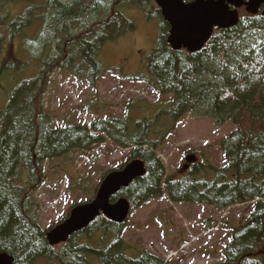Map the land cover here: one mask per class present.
Segmentation results:
<instances>
[{"label":"trees","instance_id":"1","mask_svg":"<svg viewBox=\"0 0 264 264\" xmlns=\"http://www.w3.org/2000/svg\"><path fill=\"white\" fill-rule=\"evenodd\" d=\"M12 7L20 12L14 14ZM124 9L158 20L156 47L133 78L170 98L154 111L136 106L137 119L109 117L89 127L54 128L43 105L51 76L55 70L67 72L95 89L103 46L135 28ZM168 31L154 0H0V253L13 264H178L143 249L127 257L123 226L102 215L60 250L49 245L38 216L44 163L105 139L131 150L126 164L140 160L145 168L113 199L124 197L137 208L165 190L170 202L217 210L251 203L244 222L232 226L220 264H264V17L244 14L193 54L172 50ZM19 38L20 48L12 50ZM22 70L30 76L17 74ZM189 112L233 126L221 141L225 166L210 168L212 179L200 163L181 178L166 176L155 153Z\"/></svg>","mask_w":264,"mask_h":264},{"label":"rangeland","instance_id":"2","mask_svg":"<svg viewBox=\"0 0 264 264\" xmlns=\"http://www.w3.org/2000/svg\"><path fill=\"white\" fill-rule=\"evenodd\" d=\"M12 10L14 14L20 12L19 7H12ZM122 12L135 28L103 46L98 56L102 73L95 89L67 72L55 70L51 76L43 96V105L51 116L54 128L70 124L89 127L95 119L109 117L131 116L137 119L141 115L135 111L136 106L154 111L164 107L170 98L152 92L133 78L144 70L147 57L156 47L158 20L148 19L138 9H124ZM20 45L19 38L9 47L19 49ZM17 74L30 76L25 70ZM142 114L150 117V113ZM168 125L167 120L160 125L163 133ZM232 130L229 122L217 125L210 118L185 113L155 152L165 168L166 176H185L192 164L183 170V158L194 155L197 162L204 166L206 177L212 179L214 175L210 168L218 169L224 165L221 141ZM130 151L105 139L87 151L47 160L43 165L46 180L38 191L41 229L48 230L58 225L72 208L94 200L101 179L124 165ZM252 205L249 203L217 210L205 205L171 203L164 190L162 197L145 201L126 220L121 235L122 241L129 247L125 255L132 257L137 250L143 249L166 259L168 252L177 251L179 243L189 240L193 245H187L186 251H181L170 260H179V264H220L232 226L244 222ZM207 231L210 233L198 238ZM56 247L60 250L62 245ZM36 264L45 262L37 261Z\"/></svg>","mask_w":264,"mask_h":264},{"label":"water","instance_id":"3","mask_svg":"<svg viewBox=\"0 0 264 264\" xmlns=\"http://www.w3.org/2000/svg\"><path fill=\"white\" fill-rule=\"evenodd\" d=\"M162 19L169 25L167 43L175 50L185 49L196 53L208 42L214 28L225 30L236 25V9L244 6L250 15L257 14L264 0H154ZM233 7V10H230ZM264 16V12L262 13ZM194 156L186 158L188 164ZM186 169V167H184ZM144 174L143 163L133 161L119 172L110 173L101 183L95 199L87 204L74 207L69 217L47 232L50 245L65 242L69 236L86 228L100 214L110 221L121 224L128 215L129 205L124 200L110 205L109 198L121 188ZM0 264H13V259L0 253Z\"/></svg>","mask_w":264,"mask_h":264},{"label":"flooded vegetation","instance_id":"4","mask_svg":"<svg viewBox=\"0 0 264 264\" xmlns=\"http://www.w3.org/2000/svg\"><path fill=\"white\" fill-rule=\"evenodd\" d=\"M240 10H241V9H240ZM240 10H239V11H240Z\"/></svg>","mask_w":264,"mask_h":264}]
</instances>
